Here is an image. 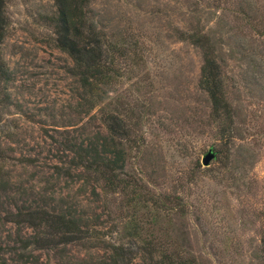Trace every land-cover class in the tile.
Instances as JSON below:
<instances>
[{
  "label": "rangeland",
  "instance_id": "374dc122",
  "mask_svg": "<svg viewBox=\"0 0 264 264\" xmlns=\"http://www.w3.org/2000/svg\"><path fill=\"white\" fill-rule=\"evenodd\" d=\"M4 1L0 264H101L112 244L149 239L195 264H264V0H91L113 63L91 108L56 45L54 0ZM197 27L217 41L231 120H212L198 86L201 52L183 41ZM110 114L128 130L122 176L137 195L93 191L78 170L55 174L72 156L69 141L108 135ZM45 198L78 212L87 236L23 248L34 231L7 215Z\"/></svg>",
  "mask_w": 264,
  "mask_h": 264
},
{
  "label": "trees",
  "instance_id": "16d2710c",
  "mask_svg": "<svg viewBox=\"0 0 264 264\" xmlns=\"http://www.w3.org/2000/svg\"><path fill=\"white\" fill-rule=\"evenodd\" d=\"M56 10L50 18L59 49L72 59V74L88 95L84 104L94 106L99 96L100 82L106 83L113 71V63L108 60V49L104 47L102 33L89 20L88 6L91 0H54ZM7 19L5 1L0 0V44L5 36ZM183 41L197 47L201 52L198 86L205 92L209 101V116L216 122L231 120V102L223 83L220 56L213 36L200 28L185 31ZM6 69L0 56V84L6 80ZM108 135L93 136L88 141L71 142L67 146L72 156L67 165L56 166L57 176L70 175L78 170L82 182L99 188L103 193L131 189L137 195L141 187L133 180L122 176L126 151L121 140L129 137L126 126L114 114L103 118ZM121 122V123H120ZM78 175V176H79ZM97 193V192H96ZM45 198L39 204L16 207L7 215L8 221L16 225H26L34 233L22 239L23 248L31 245L47 249L59 244L75 242L85 238L88 229L83 227L81 217L75 210L60 205H50ZM264 242V240H263ZM138 258L136 264H195L178 252L166 248L159 240H147L143 245L131 247L124 244L111 245V253L101 264H128L131 258Z\"/></svg>",
  "mask_w": 264,
  "mask_h": 264
},
{
  "label": "water",
  "instance_id": "95a60500",
  "mask_svg": "<svg viewBox=\"0 0 264 264\" xmlns=\"http://www.w3.org/2000/svg\"><path fill=\"white\" fill-rule=\"evenodd\" d=\"M214 156H215V153L211 149H208L207 152L201 158V163L204 166H208L209 162L214 158Z\"/></svg>",
  "mask_w": 264,
  "mask_h": 264
}]
</instances>
